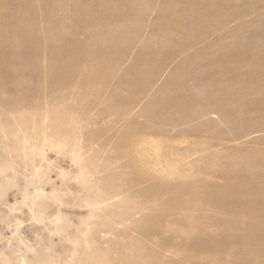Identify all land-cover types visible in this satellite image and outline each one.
<instances>
[{
	"label": "rangeland",
	"instance_id": "374dc122",
	"mask_svg": "<svg viewBox=\"0 0 264 264\" xmlns=\"http://www.w3.org/2000/svg\"><path fill=\"white\" fill-rule=\"evenodd\" d=\"M0 264H264V0H0Z\"/></svg>",
	"mask_w": 264,
	"mask_h": 264
}]
</instances>
